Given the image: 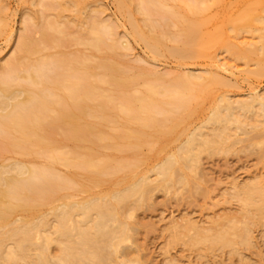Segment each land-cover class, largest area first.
Segmentation results:
<instances>
[{"label": "rangeland", "instance_id": "rangeland-1", "mask_svg": "<svg viewBox=\"0 0 264 264\" xmlns=\"http://www.w3.org/2000/svg\"><path fill=\"white\" fill-rule=\"evenodd\" d=\"M253 1L125 0L120 7L119 0H0V70L11 58L19 63L17 74L9 75L11 88L27 87L54 100L51 82L58 77L64 83L75 79L77 72L69 71L72 66L67 70L66 61L77 66L80 58L91 69L87 81L94 89L92 97L80 101L87 110H80L74 127L58 124L57 112L47 113L55 114L41 121L45 150L18 131H3L0 124L2 175L14 176L9 164L14 161L38 171L31 181L22 173L15 175L27 186L21 184V197L11 199L15 209L0 220V243H10L8 250L0 251V264H39L45 250L53 256L49 264H58L54 255L59 241L74 240L75 218L90 219L85 230L101 229L97 244L105 246L102 254L111 258L110 264L119 256H124L122 264H264L262 222L252 224L250 241L238 245L237 251L195 241L200 234L241 224L246 212L236 189L264 182L262 116L245 112L242 124H230L229 139L202 141L212 138L208 117L215 107L225 106V100L235 109L264 102V75L250 73L255 60L233 58L222 48H208L202 55L187 51L190 44L183 29L195 22V15L206 20L203 32L225 26V19H235ZM133 28L161 39L156 54ZM248 39L242 33L238 41ZM62 57L68 58L65 63ZM56 58H61V66ZM109 66L115 70L108 71ZM188 73L202 76L190 80ZM23 74L41 82L31 86ZM61 102L56 107L68 111L67 102ZM189 145L191 160L186 157ZM173 156L183 160L175 164L173 177L164 178L158 166ZM124 193L128 195L123 200L113 196ZM92 198L102 201L101 206L87 216L73 210L68 219L60 218L70 202ZM1 201L5 200L0 197ZM15 224L35 227L26 235L23 229L12 231Z\"/></svg>", "mask_w": 264, "mask_h": 264}, {"label": "bare ground", "instance_id": "bare-ground-1", "mask_svg": "<svg viewBox=\"0 0 264 264\" xmlns=\"http://www.w3.org/2000/svg\"><path fill=\"white\" fill-rule=\"evenodd\" d=\"M216 1L217 0H215V2ZM123 2H125V0H119V6L120 7H121V5L123 6ZM145 8H146V6H145ZM147 8H149V7H147ZM196 11L198 12V10H196ZM147 12H148V10H147ZM183 12H185V11L183 10ZM182 15H183V13H182ZM193 15H195V14H193ZM200 15H201V13H200ZM195 16L197 17V15H195ZM198 16H199V14H198ZM196 17L194 19L195 22H193L189 25H187V23H186L185 25L187 27L183 28V29L187 30L188 41L190 44L187 47V51H189L191 53H195L196 55H202V54H204V52L208 48H212V47L213 48L214 47L222 48L225 52H228L233 58H236V59L239 58V59L250 60V61L255 60L256 61V67L253 70H251L250 73L255 75V76L264 75V0H254L253 2H251V4H248L242 10H240V12L238 13V15L235 19H231V20L225 19L224 20V23L226 24L225 26L217 27L211 31L203 32L201 30V28L206 23V20L197 19ZM185 21H188V18ZM258 24H261L260 25L261 27H258L257 26ZM56 27H58V26H56ZM133 33L146 43V46L150 49V51L153 54H156L158 52V48H160L159 44L161 42L160 41L161 39H159L158 36L153 35L152 33L149 34L146 32H142L140 30H136V28H133ZM242 33H246L248 35V38H249L248 41H245V40H239L238 41V38L240 36H242ZM42 34H44V33H42ZM26 38H27V36H26ZM44 38H46V37L44 36ZM96 38H97V35H96ZM99 38L101 39V37H99ZM25 40L26 39H24V41ZM94 40H95V38H94ZM25 42H28V41H25ZM91 42H92V40H91ZM95 42H96V40H95ZM182 44H184V43H182ZM96 45H98V44H96ZM96 45L94 43V46H96ZM24 47H25L24 44L20 45L21 49H24ZM181 49L182 48H179V50H181ZM24 51H26V50H24ZM179 52H181V51H179ZM176 54H177V52H176ZM78 57H80V56H78ZM65 58L66 57H62V59H65ZM74 58L76 59L77 57L73 56V59ZM53 59H55V58H53ZM67 59L68 58H66L65 60H62V61H64L63 63H65V61ZM82 59H83V57H82ZM56 60H57V58H56ZM59 60L61 62V58ZM59 60H57L58 64L55 62L57 65L61 64L59 62ZM74 60H73V63L75 64ZM70 61H66V65H67L66 69L68 70V68L70 66H72V67H70L71 69L69 68V71H72V73H73V70H75V73L77 72L76 78L73 79V77H72L73 80H71L67 83H64L65 81L61 82L60 80H58L59 77L57 76L58 79L53 81L54 83L51 82V86H53L52 88L55 89L54 91L50 90L52 92V94L55 95V96L54 95L53 96L56 97V98H54V100H53V98H51L52 100H49L48 93H45V96L47 94V96H46L48 98L47 99L43 94L36 92L35 90L33 91L27 87L22 88V89L11 88L12 85L14 84V83H12V77H11L13 75H11V76H9V75L11 73L13 74V72L17 70V68H18L17 65L19 63L14 58L13 59L11 58V59L7 60L5 65L2 64V67L0 70V124L3 126V128H5V129H3V131H9L10 133L12 131H18L22 138H24L25 140L27 139L29 141V142L27 141L28 143H30V141H31V142H33V144L36 145V147L39 146L40 150H45L46 148H48V145L44 149V147L46 145L44 143V145H45L44 146L40 142L43 140V139H41L43 137H41L42 131L39 132V130L42 129V126H43L42 120L46 116L47 117L49 116L48 117V119H49L55 114L53 112L54 113L53 115H50V114L47 115V113L49 111L57 112V116H56L57 118L55 117L54 119H56V121L58 119V121H57L58 124L62 123L60 125H64L66 123L65 125L71 124V127H72V125L74 127V125L76 123V121H75L76 118H79V116L82 115L80 110L84 107L86 108V109L84 108V110H87L86 105L81 106L80 101H82V99L84 100L85 98L92 97L94 89L91 86L90 81L89 80H88L89 82L87 81V79H88L87 77H88L91 69H89V71H88L86 64L84 65V63H83L84 60H80V58H77V61L79 63V65H77V66H75V65L73 66V64ZM38 63H40V62H38ZM59 66H61V65H59ZM62 67L65 68V64H64V66L62 64ZM113 69L115 70V68H113ZM113 69H111L110 66L107 68L108 71H110V70L113 71ZM26 72H28V71H26ZM14 73L17 74V72H14ZM27 74H29V73H27ZM114 75H112V76H114ZM200 75L202 76V74H200ZM200 75H198V73L196 75L188 73L187 77L191 80V78L194 79V78L201 77ZM7 76L9 79L8 78L6 79ZM14 76H15V74H14ZM18 76L21 78L23 76L24 79L28 78V80H29L28 82H30L29 85H31V84L36 85V84L41 82V80H39L40 81L39 82L38 79L36 80L35 77L32 76L31 74L26 75V76H24V74L22 76H20V75H18ZM10 77H11V80H10ZM15 77L13 78L14 80H16ZM51 77L52 76H50L49 78H51ZM210 77L209 78L211 80H213L214 79L213 77H215V76L210 75ZM54 79H55V77H54ZM67 79H68V77H67ZM56 81H58V82H56ZM117 81H121V79L116 80V82ZM124 81H126V80H124ZM194 81H196V80H194ZM43 85H44V83H43ZM41 88H42V90L44 89L42 86H41ZM188 88H190V87H188ZM199 88H200V86H199ZM40 89L38 91H42ZM61 89H63V90H61ZM65 89H67V90H65ZM24 91H28L26 94L27 96L25 95V98H23V99L19 98L21 92H24ZM222 99L225 100L224 97H222ZM59 101L60 102L63 101L64 104L67 102L70 109L66 112L65 111L63 112L60 109H58L60 107L59 106L56 107V103L57 102L59 103ZM225 101L227 103V104H225V106H223L222 108L215 107V109H213L211 111L210 116L208 117V120H209V123L211 124V130L213 131V136H212V138L202 137L203 142L214 143L216 141V138H218V139H220V138L229 139V137L232 135V133L230 132V130H231L230 124L233 122H236L238 124H242L243 119L241 120L240 116L244 115L245 112H250L251 114L256 115V116H262L263 118L261 119V117H259L260 118L259 120L262 121L263 125H264V102L262 100H257V103H258L257 107H256L257 109L255 108V105L253 103H250V102L245 103L241 107L235 109L231 106L232 101H229V100L228 101L225 100ZM28 103L30 104V106L27 108L26 104H28ZM24 107L27 109L25 111L24 110L21 111V109H23ZM54 119H51V120H53V122L55 123ZM257 120L258 119H256V122H257ZM256 122H254V126H258L256 124ZM43 123H45V122H43ZM76 124H78V123H76ZM44 126L48 127V125L47 126L44 125ZM88 127H89V125H88ZM236 127H239V126H236ZM44 132H45V130H44ZM191 134H192V132H191ZM32 136H33V139L31 138ZM45 139L46 138H44V140ZM44 140H43V142H45ZM47 140L49 141L48 138H47ZM190 141H191V139L187 138V140H186L187 144L191 145ZM30 144H32V143H30ZM190 145H189V149H188L189 153H187V155H186L187 159L189 158L188 160H191L193 158V155H194V153L191 151L192 147L190 148ZM186 157H184V158H186ZM52 158H54V157H52ZM64 159L65 158H63V160ZM181 160H183V159H181ZM181 160L179 161V159L175 158L174 156L166 158V160L158 166V169H157L158 174L162 175L164 178L165 177H168V178L173 177V175L175 173L174 172V166H176L175 164L178 162H180L178 164H181ZM9 164L14 166V168H13L14 176L4 177L2 175V172H0V197L5 200V201L0 202V220L6 219L9 216V214L15 209L16 204H14L11 201V199H19L21 197L20 190L23 189L24 184L25 185L27 184L26 182L24 184H22V182H23L22 178L27 180L33 174H36L35 178H37V173H35V172H38L35 170L36 168L29 167V166L25 165L24 163H22L21 161H14V162L9 163ZM9 164H7V166ZM1 166L4 167L5 165H1ZM39 170L41 171V169H39ZM21 173L24 174L23 177L21 179L16 178L15 175L21 174ZM40 173H42V172H40ZM39 176L40 175H38V177ZM33 178H34V176H33ZM26 180H24V181H26ZM29 181H31V178ZM141 181L143 183L144 180H141ZM139 190H140L141 195L144 194V187L143 186H140ZM236 191H237V195L239 196V198L243 202L242 208H243L244 212H246V218L243 219L242 223L241 222H240L241 224L233 223V224L228 225V226L226 225L227 227L221 228V230H218L216 232L212 231V233H211V231H210V233L200 234V235H198L199 237L196 236L198 238L195 237L196 238L195 241L201 242L204 240H208V241H210V244L212 247L213 246H219V247L227 246V247H230L231 250L237 251L238 245L248 243L250 241V233H251L250 231L252 230L251 229L252 224L254 225L255 223L257 224L259 222H262V224L264 225V182H263V180H257V181L250 183V184H245L242 187H238L236 189ZM127 195H128V193L113 195V196H114V198H116L118 200H123V199H125V197H127ZM101 202L102 201L98 200V198H92V199H89L86 201H72V202H70V204L67 207H65L62 210V212H61L62 214H61L60 218H62L63 220L65 218L68 219L69 217H67V216L70 214V211H73V210L77 211V212H75L76 215L87 216L88 212L91 209L100 207ZM100 215H102V214L100 213ZM41 219L42 218L39 217L38 221ZM17 220H18V218L15 219L13 222H16ZM89 220L90 219L81 222V219L75 218V222L73 223V225L71 227V231H73L72 234H73L74 240L72 242H70L69 244H66V240H64V239L59 241L60 245L58 248V254L54 255V257L58 261V264H110L111 258L109 256L105 257L102 254V251H103L105 246L100 247V245L97 244V240L99 239V236L96 237L97 236L96 233L99 234L101 232V229H98V230L93 229V231L92 230L89 231L86 228V230H85V225ZM191 225H189V226H191ZM32 227H35V225L33 224ZM32 227H30L28 225H23V224H22V226L20 224H15L12 227V231H17V230L23 229V232L27 235L28 231L31 230ZM102 231H104V230H102ZM207 232H209V231H207ZM213 232H215V233H213ZM193 239L194 238H192V240ZM0 242H2V241L0 240ZM211 246H210V248H212ZM9 248H10V243H8V242H5L3 244L0 243V251L5 252ZM51 256L52 255H50L45 250V253L41 254V256L39 257V264H49V262H48L49 258H53V256L52 257ZM124 260H125L124 256H121V257L119 256V257H116L113 260V263H111V264H122V262H124Z\"/></svg>", "mask_w": 264, "mask_h": 264}]
</instances>
